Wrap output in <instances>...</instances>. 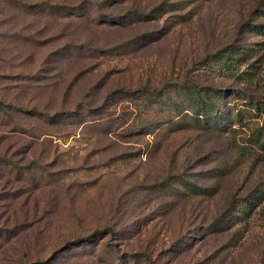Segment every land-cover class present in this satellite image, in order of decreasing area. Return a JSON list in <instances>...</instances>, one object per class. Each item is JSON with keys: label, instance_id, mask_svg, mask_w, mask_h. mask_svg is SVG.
Wrapping results in <instances>:
<instances>
[{"label": "rangeland", "instance_id": "374dc122", "mask_svg": "<svg viewBox=\"0 0 264 264\" xmlns=\"http://www.w3.org/2000/svg\"><path fill=\"white\" fill-rule=\"evenodd\" d=\"M262 12L0 0V264H264Z\"/></svg>", "mask_w": 264, "mask_h": 264}, {"label": "trees", "instance_id": "16d2710c", "mask_svg": "<svg viewBox=\"0 0 264 264\" xmlns=\"http://www.w3.org/2000/svg\"><path fill=\"white\" fill-rule=\"evenodd\" d=\"M263 14H264V12H262ZM253 30H254V32L255 33H257V34H261V35H263L264 34V26H261V25H259V26H255L254 28H252ZM0 112L3 114V115H5V116H8V113H7V111L5 110V108H4V106H3V104L0 102ZM8 161V163H11L12 165H13V167H15V168H17V169H21V168H19V167H17L11 160H7ZM22 169H28V166H26V167H24V168H22ZM196 192H198L197 190H196ZM106 233H109L110 234V236L111 237H114L115 236V234H114V232L112 231V230H110L109 228H107V229H104V230H102V231H98V232H95V233H93L91 236H89V237H87V238H84V239H81V240H79V241H77L76 243H84L85 242V239H91V238H94L95 236H104ZM144 258L146 259V261H148V263L149 264H154L152 261H151V259L150 258H148L147 256H145L144 255Z\"/></svg>", "mask_w": 264, "mask_h": 264}]
</instances>
